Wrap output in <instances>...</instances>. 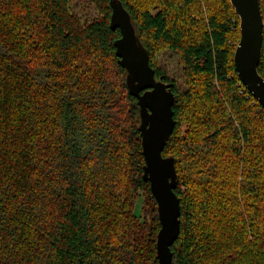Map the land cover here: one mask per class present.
Wrapping results in <instances>:
<instances>
[{
  "label": "trees",
  "instance_id": "trees-1",
  "mask_svg": "<svg viewBox=\"0 0 264 264\" xmlns=\"http://www.w3.org/2000/svg\"><path fill=\"white\" fill-rule=\"evenodd\" d=\"M91 1L103 17L83 27L70 0H0V264H159L140 106L111 0ZM118 2L158 81L161 51L184 66L163 153L181 213L172 264H264V109L235 71L230 0Z\"/></svg>",
  "mask_w": 264,
  "mask_h": 264
},
{
  "label": "water",
  "instance_id": "water-1",
  "mask_svg": "<svg viewBox=\"0 0 264 264\" xmlns=\"http://www.w3.org/2000/svg\"><path fill=\"white\" fill-rule=\"evenodd\" d=\"M240 21V40L234 54L235 71L241 83L264 109V79L259 75L264 21L261 0H230ZM111 30L121 38L114 43L119 64L126 70L130 94L138 100L141 115L143 179L150 183L158 205L161 229L157 235L159 264H172V247L180 233V202L174 190L177 176L174 160L163 157L174 128L175 95L172 84L158 81L141 47L131 18L118 0L111 2Z\"/></svg>",
  "mask_w": 264,
  "mask_h": 264
},
{
  "label": "rangeland",
  "instance_id": "rangeland-1",
  "mask_svg": "<svg viewBox=\"0 0 264 264\" xmlns=\"http://www.w3.org/2000/svg\"><path fill=\"white\" fill-rule=\"evenodd\" d=\"M70 8L71 12L80 19L83 27L103 17L91 0H70ZM157 66L165 73L170 84H174L176 92L183 93L187 91L184 66L177 52L161 51L157 56ZM185 130L186 127H183L182 133H185Z\"/></svg>",
  "mask_w": 264,
  "mask_h": 264
}]
</instances>
